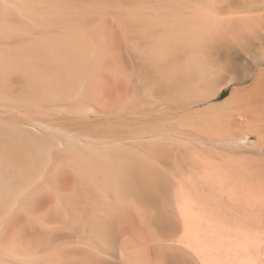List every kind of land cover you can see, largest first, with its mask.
Returning <instances> with one entry per match:
<instances>
[{"label":"bare ground","instance_id":"bare-ground-1","mask_svg":"<svg viewBox=\"0 0 264 264\" xmlns=\"http://www.w3.org/2000/svg\"><path fill=\"white\" fill-rule=\"evenodd\" d=\"M0 264H264V0H0Z\"/></svg>","mask_w":264,"mask_h":264},{"label":"rangeland","instance_id":"rangeland-1","mask_svg":"<svg viewBox=\"0 0 264 264\" xmlns=\"http://www.w3.org/2000/svg\"><path fill=\"white\" fill-rule=\"evenodd\" d=\"M228 93H229V89H226V90L224 91V93L219 97L218 100H221L222 98L226 97V96L228 95Z\"/></svg>","mask_w":264,"mask_h":264}]
</instances>
